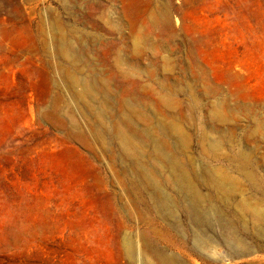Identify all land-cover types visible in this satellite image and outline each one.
<instances>
[{
  "label": "rangeland",
  "instance_id": "374dc122",
  "mask_svg": "<svg viewBox=\"0 0 264 264\" xmlns=\"http://www.w3.org/2000/svg\"><path fill=\"white\" fill-rule=\"evenodd\" d=\"M61 39L77 63L60 59ZM70 73L106 83L96 106L110 123L129 102L154 126L176 119L188 139L183 161L225 169L240 196L262 206L264 0H0V264H264V241L223 204L213 217L223 210L253 253L230 256L216 214L208 257L184 212L177 224L161 215L114 163L112 145L93 140L91 110L75 107ZM157 137L167 151L179 148ZM128 235L140 258L128 252Z\"/></svg>",
  "mask_w": 264,
  "mask_h": 264
},
{
  "label": "bare ground",
  "instance_id": "6f19581e",
  "mask_svg": "<svg viewBox=\"0 0 264 264\" xmlns=\"http://www.w3.org/2000/svg\"><path fill=\"white\" fill-rule=\"evenodd\" d=\"M54 48L59 53L60 59L79 61L78 53L72 50V47L67 42L62 41ZM70 74L67 76L71 83L68 87H70L69 91L75 107L78 108L84 105L83 109H79L83 114L86 113V108L91 110L93 125L91 126L92 130L90 133L93 140L112 145L115 154L113 156L115 158L114 163L118 160L125 165V170L134 175V177L132 176L134 184L141 190L148 191L150 198L161 215L172 219L177 224V214L181 210L185 213L187 220L199 227L193 235V240H195L194 242L197 244L198 251L201 254L208 257L210 254L208 253L209 250L213 246L215 248L216 244L213 243L212 237L207 236V229L209 227L213 228L216 220L218 221L217 224H220L223 229L221 234L223 241L221 243H225L230 251V256L238 257L251 254L255 251L253 245H249L248 242L246 243L238 236L239 232L237 229L239 227L235 226L236 223L226 216L223 210H218L219 208L217 209V213H213L214 217L216 214L215 220L212 215V211L215 209L213 210L212 208L213 206L218 207L223 204L222 207L234 212L237 222H240L247 228L245 230L248 231V234L251 235L252 233L255 237L264 241V205H256L245 194H241L240 196L239 193L242 191H239L240 187L237 182L239 180L232 177L225 169L223 171L216 168H205L198 171L196 167L193 168L192 165L186 164L181 155L186 148L188 139L176 119L161 118L160 126H154L150 123L148 115L140 110L137 104L129 102L126 105V111L120 116L117 115L114 123H110L105 120L106 117L101 107L96 106V102H105L109 93L106 91V83H99L90 77L79 79L75 74ZM79 86L81 87L80 89ZM166 95L164 98L166 102L172 103L170 95ZM123 119L128 123H125ZM136 121L142 122L143 125L137 133H134L130 129ZM158 133L168 139L171 137L176 138L180 144L179 148L167 151L164 144L160 141V137L158 139ZM208 147L217 154V151L221 147V140L213 139L209 142ZM245 158L248 159L247 156ZM151 160L154 161L152 168L149 165ZM246 177L251 182L254 180L255 175L251 171H248ZM197 182L209 188L208 195L201 190ZM171 187L176 190L175 193L170 192L169 189ZM238 194L240 197H238ZM230 232H232V235ZM125 241L128 252L132 256L140 258L139 247L135 240L129 236ZM260 247L264 249V245H260ZM139 260L146 263V260L143 258Z\"/></svg>",
  "mask_w": 264,
  "mask_h": 264
}]
</instances>
